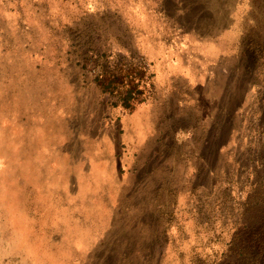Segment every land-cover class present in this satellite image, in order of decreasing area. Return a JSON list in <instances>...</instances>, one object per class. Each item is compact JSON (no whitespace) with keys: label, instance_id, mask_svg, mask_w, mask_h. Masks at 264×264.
<instances>
[{"label":"rangeland","instance_id":"rangeland-1","mask_svg":"<svg viewBox=\"0 0 264 264\" xmlns=\"http://www.w3.org/2000/svg\"><path fill=\"white\" fill-rule=\"evenodd\" d=\"M263 115L264 0H0V264H217Z\"/></svg>","mask_w":264,"mask_h":264},{"label":"trees","instance_id":"trees-1","mask_svg":"<svg viewBox=\"0 0 264 264\" xmlns=\"http://www.w3.org/2000/svg\"><path fill=\"white\" fill-rule=\"evenodd\" d=\"M106 74H100L96 79L104 91L109 90L121 94L122 89L119 87L126 85L127 88L124 92L126 94L121 98V105L124 108H132L133 102L138 103L142 100L140 98V94L143 92L140 88V79L143 75L141 67L121 68ZM262 119L263 117L259 121L262 124L261 127L264 128V120ZM255 161L256 163L261 162L264 169L262 158ZM262 171L264 172V170ZM252 184L254 189H263L264 192V173H255ZM256 194L257 192L254 193V195ZM254 195L247 199V204L251 206V210L253 206L252 214L250 216L243 215L245 216L244 221L236 228L229 242V255L222 258L217 264H264V201Z\"/></svg>","mask_w":264,"mask_h":264}]
</instances>
